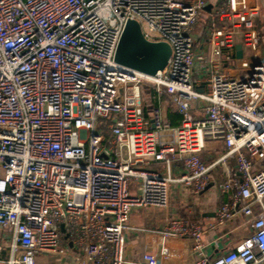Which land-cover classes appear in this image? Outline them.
<instances>
[{
  "label": "built area",
  "instance_id": "obj_1",
  "mask_svg": "<svg viewBox=\"0 0 264 264\" xmlns=\"http://www.w3.org/2000/svg\"><path fill=\"white\" fill-rule=\"evenodd\" d=\"M205 4L0 0V264H44L43 255L64 257L60 264H162L153 250L128 259L126 231L134 207H169L173 182L196 194L216 183L231 194L217 224L241 212L253 218V231L215 257L205 254L199 223L173 217L159 231L165 239L194 238L193 264H264L259 6L219 4L222 25L208 26L211 73L200 80L193 31ZM129 19L145 38L171 45L163 70L146 74L116 61ZM222 58L238 62L243 75L219 72ZM151 91L169 95L179 124L166 121ZM195 102L203 117L195 116ZM208 140L226 146L210 162L201 156ZM151 158L167 173L148 169ZM175 160L183 165L179 175L171 172Z\"/></svg>",
  "mask_w": 264,
  "mask_h": 264
},
{
  "label": "crops",
  "instance_id": "obj_2",
  "mask_svg": "<svg viewBox=\"0 0 264 264\" xmlns=\"http://www.w3.org/2000/svg\"><path fill=\"white\" fill-rule=\"evenodd\" d=\"M223 0H206L201 21L195 27L193 36L195 39V54L197 55L196 68L194 70L195 77L203 79L206 74H210V62L212 57L208 36V26L215 22L216 25H222L220 17L216 15V8ZM251 4L259 6L255 23L261 35L259 43L260 55L264 54V0H249ZM242 37L239 35L237 44H242ZM235 47V48H236ZM247 53V47H245ZM237 52V49H236ZM250 54V51H248ZM247 53V56L249 55ZM204 57L199 59V57ZM238 57V55H237ZM239 58V57H238ZM238 62L222 58L218 66L219 72H226L230 76L243 75L242 71H237L235 66ZM151 95V93H150ZM148 96L149 100L154 105H160L166 121L172 125L180 123L181 116L175 110L174 105L169 95ZM146 116L149 115V108L145 107ZM194 114L196 117H203L204 113L201 109V103L195 102ZM206 148L202 153V158L206 162L212 161L219 153L226 148L222 141L208 140ZM171 172L173 175H179L183 170V165L180 161L172 162ZM148 169L160 170L164 174L167 173L166 165L154 161L152 158L150 163L146 165ZM211 184L201 193L196 194L190 186L173 182L170 191V205L167 209L160 207H134L129 218L130 229L126 231V257L134 260L140 257L146 251H157L162 264H193L197 259V253L193 250L194 238L175 237L164 238L159 231L165 230L168 227L170 219L173 217L183 218L192 223H199L205 228L203 235L205 243V254L209 257H215L221 253L232 250L239 244L243 243L248 235L253 231L251 221L253 218L238 212L232 218L225 222L224 225L217 224L218 210L227 202L231 194L222 192L216 183ZM264 200V198H263ZM264 203V201H263ZM262 206H259L255 211H261ZM162 247L167 248L166 253H162ZM41 260L44 264H56V261ZM63 262H65L64 257ZM60 262V263H63ZM57 263V264H60Z\"/></svg>",
  "mask_w": 264,
  "mask_h": 264
},
{
  "label": "water",
  "instance_id": "obj_3",
  "mask_svg": "<svg viewBox=\"0 0 264 264\" xmlns=\"http://www.w3.org/2000/svg\"><path fill=\"white\" fill-rule=\"evenodd\" d=\"M120 38L115 52L116 61L127 67L146 74H154L163 70L171 57V45L167 41H152L145 38L141 24L135 19L127 21ZM236 49L238 57H243L241 43Z\"/></svg>",
  "mask_w": 264,
  "mask_h": 264
},
{
  "label": "rangeland",
  "instance_id": "obj_4",
  "mask_svg": "<svg viewBox=\"0 0 264 264\" xmlns=\"http://www.w3.org/2000/svg\"><path fill=\"white\" fill-rule=\"evenodd\" d=\"M247 53H248V51H247ZM249 54V53H248ZM50 257H52V256H48V255H43L42 257H40L39 259H41V260H49L50 259ZM51 260H54V261H56V264L57 263H60V262H63V258L60 256V257H57V256H53V258H51ZM45 262V261H44Z\"/></svg>",
  "mask_w": 264,
  "mask_h": 264
},
{
  "label": "trees",
  "instance_id": "obj_5",
  "mask_svg": "<svg viewBox=\"0 0 264 264\" xmlns=\"http://www.w3.org/2000/svg\"><path fill=\"white\" fill-rule=\"evenodd\" d=\"M154 94H155V92L151 91V95H152V97L154 96ZM151 95H150V96H151Z\"/></svg>",
  "mask_w": 264,
  "mask_h": 264
}]
</instances>
